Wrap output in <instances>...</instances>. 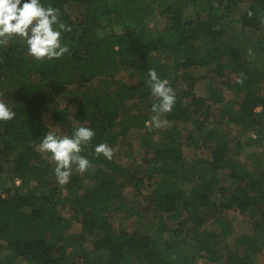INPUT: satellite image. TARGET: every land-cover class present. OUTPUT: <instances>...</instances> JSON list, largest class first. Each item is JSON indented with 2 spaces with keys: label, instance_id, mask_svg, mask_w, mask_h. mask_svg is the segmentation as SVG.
Listing matches in <instances>:
<instances>
[{
  "label": "trees",
  "instance_id": "trees-1",
  "mask_svg": "<svg viewBox=\"0 0 264 264\" xmlns=\"http://www.w3.org/2000/svg\"><path fill=\"white\" fill-rule=\"evenodd\" d=\"M41 3L58 8L71 28L62 33L69 53L41 62L19 38L0 46V101L16 113L0 121V185L13 183L0 194V242L7 245L0 264H259L264 157L253 164L239 158L264 130V0H249L245 8L243 0ZM157 15L166 24L155 32L150 26ZM232 26H241L240 34ZM150 68L170 82L177 99L164 115L161 140L143 141L146 170L120 163L116 154L111 161L97 157L101 143L116 149L133 131L155 133L146 127L157 102L146 83ZM199 68H209L238 100L198 97ZM128 71L136 81L124 78ZM58 126L69 136L80 126L95 132L82 152L97 169L89 176L92 186L75 171L60 185L55 162L38 150L48 132L59 135ZM252 130L258 138L237 140ZM186 148L202 152L190 163ZM223 171L229 185L220 182ZM128 189L136 196L147 190V204H130ZM113 208L122 223L141 227L117 230ZM231 210L248 218L251 234L233 238L235 220L226 216ZM78 221L82 230L70 240Z\"/></svg>",
  "mask_w": 264,
  "mask_h": 264
},
{
  "label": "clouds",
  "instance_id": "clouds-1",
  "mask_svg": "<svg viewBox=\"0 0 264 264\" xmlns=\"http://www.w3.org/2000/svg\"><path fill=\"white\" fill-rule=\"evenodd\" d=\"M252 13L249 12V16ZM71 28L61 21V12L55 7H45L41 0H0V46H6L13 39L19 38L27 47V53L36 61L60 59L69 53V46L63 43L62 33ZM251 54V49L249 50ZM146 83L157 102L152 105V116L146 122L149 131L162 129L167 120L162 117L171 113L176 103V94L167 79H161L154 68L147 71ZM237 80V83H242ZM15 111L0 101V121L8 122L15 118ZM95 132L85 126L75 128L73 134L57 135L48 132L38 145L42 153H50L55 162V176L60 185L70 182L71 175L83 174L94 168V165L82 152L88 147ZM95 154H101L111 161L115 149L106 143L95 147Z\"/></svg>",
  "mask_w": 264,
  "mask_h": 264
},
{
  "label": "rangeland",
  "instance_id": "rangeland-1",
  "mask_svg": "<svg viewBox=\"0 0 264 264\" xmlns=\"http://www.w3.org/2000/svg\"><path fill=\"white\" fill-rule=\"evenodd\" d=\"M248 2L249 0H243L242 7L243 8L247 7ZM238 13L239 14L244 13L243 9H241V11ZM159 14H160V11H159ZM165 24H166L165 17L157 15L156 17L152 19L150 27L153 28V30L156 32L158 30H162L165 27ZM240 28L241 26H232V29L237 31V34H240L239 32ZM195 72L199 74V77L201 79H204L199 82V85L196 89V94L198 95V97L206 98L207 100H209V103H214V100L217 98H222V99L224 98L225 99V101H223L224 104H226V102L228 101L238 100L239 97L237 95H235L232 91H230L226 87L222 86L219 83V81L215 79L213 72L209 70V68H199V69H196ZM124 78L131 79V81H136L133 71L126 72V74H124ZM5 89L7 90L8 88H5ZM162 118L165 119L164 116ZM179 127L186 134L188 133L189 128H187L185 124L179 123ZM55 131L60 136L66 134V131H64L62 127H59V126L55 128ZM262 132H263L262 140L259 139L260 141H257L255 145L253 146L246 145L244 146L245 148L241 150V155L239 159H241L242 163L253 164V162L257 160L259 157H264V130ZM151 133L152 131L151 132H147V131H135L134 132L133 131L130 133V135L125 136L122 141L119 140L116 143L117 145L115 149V154L117 156L116 159L120 163H123L125 165L134 166L140 170H146L145 168L147 167V163L145 162V159L143 158L145 157V152L147 149H146V143L143 141L147 138H152L154 139V144H155L156 142L161 140L162 134H163L160 129H155V133L153 134V136L151 135ZM251 137H253L254 139L258 138V134H256L255 130H252L250 132H246L243 134L239 133L237 140H241L242 142H247V140H249V138ZM231 140L234 143L236 142L235 137L233 138L231 137ZM186 152H187L188 161L192 163L193 159L194 158L196 159V157L199 156V154L202 151H197V153H194V150L186 148ZM45 154L51 157V154L49 153H45ZM231 155L235 156V151H231ZM208 156L209 154L207 153L205 154L204 158H207ZM96 171L97 169H96V166L94 165L93 169H90L88 172L83 173V174H86V177L84 178H85V184L88 187L92 186V181L89 178V176L90 174H93ZM219 177H220V182H222L223 184H226V185L230 184L231 179L228 177V172L223 171ZM21 184H22V181L19 180L16 186H21ZM11 186H13V183L8 181V179H4L3 183L0 185V194L3 193L4 190L9 189ZM128 192L130 194L128 197L130 198V204H133L134 202H137L138 204H143V205L147 204L145 199H143L142 197L144 192L147 194V190L144 189L143 194L139 193L137 196H136V193L135 194L132 193V192H136L135 189H128L127 193ZM114 209H117V208H113L111 214L112 216H114V222H115L114 226L117 228V230L118 229L119 230L128 229L130 231H133L137 229L138 227H141V223H136V222H133L132 220L122 223L119 220L120 211L117 210L116 213H114ZM62 214L66 216V218H69L72 216V210H62ZM226 216L229 219L235 220L236 225H235V233L233 237L234 239H237L239 236L243 234H251L254 231L252 224L248 221V218H246L245 216L236 215V212H234L233 210L226 212ZM206 228L207 226L202 227L200 229V232H204ZM214 228L219 229L218 226ZM80 230H82V225L80 221L75 222L74 227L72 228L71 233H70V240L74 239V235L80 233ZM6 247H7L6 243L1 241L0 249L4 251ZM71 248H73V250L75 249V247H71ZM188 250H190L191 253H196V249L193 246H188ZM102 252L107 253L106 251H102ZM106 258H108V255L105 256V259ZM258 258H259L258 260L259 264H264V253L260 254ZM198 264H207V263H206V260L199 259Z\"/></svg>",
  "mask_w": 264,
  "mask_h": 264
}]
</instances>
